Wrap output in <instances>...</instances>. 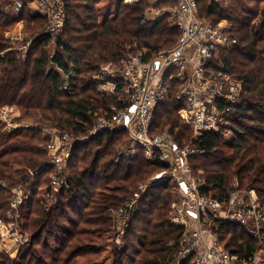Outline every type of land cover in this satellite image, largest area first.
I'll return each mask as SVG.
<instances>
[{
  "label": "trees",
  "instance_id": "16d2710c",
  "mask_svg": "<svg viewBox=\"0 0 264 264\" xmlns=\"http://www.w3.org/2000/svg\"><path fill=\"white\" fill-rule=\"evenodd\" d=\"M28 1L16 16L9 1L0 0V107L16 105L21 119L32 122L8 130L0 120V217L9 208L12 187H31L32 197L22 206L23 227L31 238L16 257L0 251V264H173L183 228L170 219L176 195L171 183L161 182L144 195L125 231L123 247L121 233L113 226L111 211L138 196L139 185L166 168L147 159L141 148L131 158L119 155V148L129 140L126 129L76 144L67 165L68 181L53 204L48 205L38 189L50 182L55 170L43 129L56 126L74 135L87 133L96 112L122 105L99 89L101 67L143 49L145 58H152L171 49L180 31L169 14L148 18V1L107 0L100 7V0H65L67 19L51 51L47 19L32 12ZM173 3L176 0H158L155 5ZM263 5L264 0H229L226 6L197 0L202 17L229 22L238 38L234 47L222 50L229 71L244 81L230 118L232 138L206 132L193 140L179 114L183 101L173 94L157 108L153 130L171 131L179 145L193 142L204 147L206 152L191 161L210 182L227 187L238 177L242 186L256 188L264 200ZM18 20L26 23L33 37L25 59L5 38V31ZM217 233L241 258H250L264 247L228 222Z\"/></svg>",
  "mask_w": 264,
  "mask_h": 264
},
{
  "label": "built area",
  "instance_id": "2783aa9c",
  "mask_svg": "<svg viewBox=\"0 0 264 264\" xmlns=\"http://www.w3.org/2000/svg\"><path fill=\"white\" fill-rule=\"evenodd\" d=\"M8 1L14 14L20 16L25 8L24 0ZM139 1L142 0H125L126 3ZM209 1L224 5L229 2ZM28 6L32 12L46 17L45 32L54 42L67 19L65 0H30ZM33 6L40 11H34ZM166 14L180 31L171 49L147 59V50H138L117 63L110 62L101 67L99 89L114 96L122 105L96 112L95 122L85 134L74 135L58 129L47 134V152L55 170L50 175V185L41 186L38 192L44 194L48 205L53 204L58 191L68 181L67 165L76 144H83L104 132L126 129L129 140L119 148V155L131 158L141 148L147 159L158 160L166 168L141 183L138 196L113 210L118 231H126L130 226L150 188L168 182L176 192L171 202L170 219L183 228L173 264H182L183 261L187 264H264V247L250 258H241L221 242L217 233L221 225L228 222L264 246V200L258 190L242 186L238 177L227 187L215 185L202 170L192 165V159L206 152L204 147L193 142L179 145L171 131L153 130L157 108L173 94L183 101L179 114L189 126L193 140L206 132H219L227 139L232 138L230 118L242 96L244 81L229 71L222 50L234 47L238 38L232 34L229 22L215 23L202 17L197 10V0H176L175 5L146 11L148 18ZM23 23V20L17 22L18 25ZM22 39L19 37L16 41ZM23 41L24 45H30L33 37ZM0 117L5 129L31 125L26 122L15 125L4 112ZM32 194L33 189H26L23 185L10 189L7 215L0 218L1 241L6 243L3 249L10 256L15 250L16 257L30 241V234L23 227L22 206Z\"/></svg>",
  "mask_w": 264,
  "mask_h": 264
},
{
  "label": "rangeland",
  "instance_id": "374dc122",
  "mask_svg": "<svg viewBox=\"0 0 264 264\" xmlns=\"http://www.w3.org/2000/svg\"><path fill=\"white\" fill-rule=\"evenodd\" d=\"M101 2L99 3V5L97 6H104L108 1L107 0H100ZM158 2V0H148V3H150V6L148 7V9L150 8H154L156 9L157 6L155 5L156 3ZM174 4V3H173ZM173 4H169V5H173ZM169 5H165V6H169ZM175 5V4H174ZM228 5V4H227ZM223 6H226L223 4ZM263 8H264V5H263ZM32 9L34 11H37L40 9H37V7H32ZM106 9H107V6H106ZM23 38V39H27L30 37L29 35V32H28V29H27V25L26 23H23L22 25H13L12 27L8 28V30L5 31V38L9 40V43L11 45H14L15 48H18L20 51V57L24 58L27 57L28 55V52L30 50V47H31V44L30 45H24L25 44V41L22 40H19V41H16L17 38ZM52 43V47L49 48L51 51H54V42H51ZM11 110V111H10ZM2 112H4L5 115H7V119L13 123V124H23L24 122L26 123H29L31 124L32 122L31 121H26V120H22L21 119V112L19 110V108L16 106V105H10V104H6V105H3L0 107V115L2 114ZM1 118V117H0ZM94 122H95V119H94ZM37 124V123H36ZM93 124V123H92ZM5 129V128H4ZM60 130L58 127L56 126H46L43 130H44V134L47 136V134L51 131V130ZM10 130V129H8ZM57 130V131H58ZM60 131H63V130H60ZM66 131V130H65ZM71 132V131H70ZM72 133V132H71ZM73 134V133H72ZM229 135L231 136V133H229ZM227 139V137H225ZM200 170V169H198ZM159 172L158 170H156L154 173H152L151 176H153L155 173ZM150 176V177H151ZM149 177V178H150ZM148 178V179H149ZM147 181V180H146ZM145 182V181H144ZM143 182V183H144ZM50 185V182L46 184V186ZM139 194V193H138ZM41 196V194H39ZM134 198V197H133ZM128 200V199H127ZM112 215H113V210L111 211ZM7 215V211L5 213L4 216L0 217V218H5ZM113 219V226L114 228L118 231L116 225V220L114 219V217L112 218ZM120 232V231H119ZM121 235L119 236V243L120 245H122V242H123V239H124V234H125V231L123 232H120ZM124 243H125V240H124ZM6 246V243L3 241H1V236H0V251H4L6 252L3 248ZM7 253V252H6ZM15 256V250L12 251L11 253V257H14ZM80 259H82L83 257H79ZM78 258V259H79Z\"/></svg>",
  "mask_w": 264,
  "mask_h": 264
}]
</instances>
